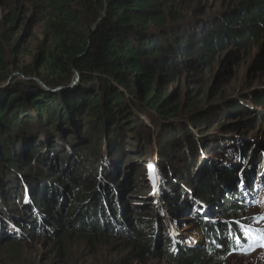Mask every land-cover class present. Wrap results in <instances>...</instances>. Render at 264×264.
Masks as SVG:
<instances>
[{"label":"trees","instance_id":"obj_1","mask_svg":"<svg viewBox=\"0 0 264 264\" xmlns=\"http://www.w3.org/2000/svg\"><path fill=\"white\" fill-rule=\"evenodd\" d=\"M2 2L0 83L7 80L10 72H15L38 78L45 86L15 81L0 91V165L16 170L24 178H31L30 173L21 172L23 162L16 157L44 162V155L76 141V132L83 124L95 125L87 131L88 135L93 133L94 137L99 133L101 138H114L119 128L126 124L135 126L141 120L135 110L137 104L129 103L126 98V92H134L141 106L148 109L146 113L155 115L153 122L159 128L156 139L162 167L166 170L165 166L169 164L177 174L176 179L192 187L195 201L204 208L214 206L212 213L241 211L242 201L249 198V194L241 196L236 191L240 179L246 181L247 178L240 175L239 169L232 171L233 168L221 156L202 165L197 154L198 145L193 142L195 136L183 122L178 121L177 125L171 122L178 120L179 112L177 108L162 103L159 87L182 68L209 64L217 49L228 43L245 48L258 41L264 32V0H239L234 11L198 22L204 30L189 38L181 35L185 28L167 27L163 17L156 16L161 11L156 0H0V6ZM28 4L40 14L45 39L37 47L30 65L10 68V55L18 53L19 40L14 39V35L20 28V16L26 12L24 7ZM257 68L264 70V45ZM75 72L80 79L72 89L67 82ZM253 95L252 99L264 109V95ZM210 112L211 109H206L190 114L189 125L196 129L208 126L207 114ZM70 132L71 136H67ZM116 142L117 138L108 151L111 158L114 156L111 149H118ZM184 152L185 159H182L180 155ZM35 174L39 176L37 171ZM3 180L5 176L0 172V190L6 187ZM109 187L110 191L104 188L102 193L92 184L84 187L86 193L74 197L75 203L65 215L59 199L43 191L35 182H19L16 192L23 191L25 206L30 207L26 210L36 213L37 221L43 222L44 229L49 223L47 226L34 206L41 207L43 214L46 209L51 211L46 220L52 222L56 232L84 240L108 235V228L115 222L121 221L128 227L134 218L147 219L126 214L127 207H123L121 199L115 202V197L120 196L117 189L123 188L124 184L116 190L111 185ZM167 190L165 187V192ZM31 197L33 200L30 201ZM87 199L90 200V211H85L82 205L77 212L78 203ZM166 199L167 208L176 218L178 213L186 211L177 197L170 194ZM119 213L121 215L116 216ZM198 218L205 234L203 246L180 245L169 241L162 233L155 240L136 234L135 258L159 255L168 258L171 264H222L227 253L249 245L241 226L222 224L219 228L209 224L203 215Z\"/></svg>","mask_w":264,"mask_h":264},{"label":"rangeland","instance_id":"obj_2","mask_svg":"<svg viewBox=\"0 0 264 264\" xmlns=\"http://www.w3.org/2000/svg\"><path fill=\"white\" fill-rule=\"evenodd\" d=\"M156 2L161 10L156 16H162L167 27L181 30L185 28L181 35L189 38L190 35L195 36L204 30L198 22L234 11L239 0ZM2 6L3 2L0 9ZM24 8L26 12L21 14V25L14 35V39L19 40L18 53L10 55V68L14 65L18 68L30 65L37 47L45 39L43 23L37 9L31 8L29 4ZM263 45L264 32L258 41L245 48L228 43L224 48L217 49L209 64L182 68L170 81H163L159 87L162 103L172 109L177 108L179 112L178 120L171 121L174 125L181 121L191 131L206 130L208 133L215 132L214 134L225 129L233 133L230 138H237L229 140L231 142L219 138H199L193 142L198 145L197 154L202 165L221 156L233 168L232 171L239 169L240 175L247 178L246 181L240 179L236 191L241 196L249 194V199L242 201L241 211L212 213L214 206L204 208L195 201L196 195L192 187L184 181H178L177 174L170 169L169 164L165 166L166 170L162 167L156 139L159 128L153 122L155 115L146 113L148 109L137 101L136 93L126 92L127 101L137 104L135 110L141 118L135 126L126 124L115 132L114 138L107 139L105 136L101 138L99 133L94 137L93 133L88 135L87 131L95 125L83 124L76 132V141L63 144L62 149L44 155V162L36 158L17 156V160L23 162L21 172L30 173L31 178H24L16 170L0 165V172L5 176L2 182L6 184L0 190V264H171L168 258L159 255L136 259V234H141L144 239L154 240L159 235L166 234L169 241L187 247H201L204 245L205 234L198 223L199 215L206 218L208 215L207 222L219 228L222 224H230L233 227L241 226L244 233L246 229L254 232L264 230V145L257 147V150L251 146L246 152L241 150L242 145L238 143L242 139L264 140V109L252 99L255 97L253 94L264 95V70L257 68ZM10 74L15 75V72ZM74 77L71 76L67 82L72 89L78 84L72 86ZM11 80L20 79L14 76ZM206 109H211L210 114H207L209 125L197 129L191 127L188 123L189 115ZM156 120L160 122V119ZM67 136H71V132ZM115 138L118 149H111L114 155L111 158L108 151ZM185 152L180 155L182 159H185ZM66 156L68 158L65 160ZM35 171L39 176H35ZM73 180L77 182L74 183ZM19 182H35L43 191L55 196L59 199L64 215L67 210L72 209L74 197L86 193L85 190L90 184L101 193L104 188L110 191V185L116 190L124 184L123 188L117 189L121 197H115V202L121 199L123 207H127L126 214L144 216L147 219L134 218L130 221L131 224H127L128 227L121 221L115 222L108 228V235L82 240L56 232L52 222L46 220V216H51V211L46 209L44 214L41 213V207L34 206L32 201L38 215L46 221L47 226L49 223L50 227L44 229L43 222L37 221L36 213L26 210L29 206H25L23 191L16 192ZM165 187L168 188L167 192ZM170 194L177 197L179 204L186 208V211L178 213L177 218L165 203L166 195ZM89 201L87 199L81 204L78 203L76 211L82 205L85 206V211L89 209ZM120 215L119 213L116 216ZM28 221L40 226H32ZM212 260L215 262V259ZM221 263L264 264V243L257 237L252 247L245 245L243 249L227 253Z\"/></svg>","mask_w":264,"mask_h":264},{"label":"water","instance_id":"obj_3","mask_svg":"<svg viewBox=\"0 0 264 264\" xmlns=\"http://www.w3.org/2000/svg\"><path fill=\"white\" fill-rule=\"evenodd\" d=\"M14 76H17V78H19L20 80H14L13 82H12V78L14 77ZM73 76H75L74 77V80L71 82L72 83V86L74 87L78 82H79V79H80V75L77 73V72H75L74 74H73ZM15 81H20V82H32V83H36L37 85H39V86H41V87H43V86H45L44 84H43V82L41 81V80H39L38 78H35V77H24L23 75H19V74H17V73H15V75L13 74V75H10L8 78H7V80H5L4 82H2V83H0V91H3V90H5L6 88H8V87H10V85H13V83L15 82ZM226 127V126H225ZM224 127V128H225ZM196 132H194V131H192V134L195 136V138L196 139H205V138H210V139H214V138H219V139H222L223 141H225V142H231V141H229V140H235V139H237L236 137H234V138H230L229 136H231V135H233V133H230V132H228L227 130H225V129H222V131H221V133L219 132V133H217V134H214L215 132H209L208 133V131H198V130H195ZM234 134H236V133H234ZM238 143L239 144H241L242 145V148L243 149H245V150H247L249 147H253L255 150H257L256 148L258 147L259 148V146H261V145H264V140H262V139H247V140H243L242 139V141H238ZM246 143V144H245ZM248 146V147H247Z\"/></svg>","mask_w":264,"mask_h":264},{"label":"snow or ice","instance_id":"obj_4","mask_svg":"<svg viewBox=\"0 0 264 264\" xmlns=\"http://www.w3.org/2000/svg\"><path fill=\"white\" fill-rule=\"evenodd\" d=\"M245 235L247 236L250 242L248 245L249 248L253 246L257 237L259 238L261 243H264V230L254 232V230L252 229H246Z\"/></svg>","mask_w":264,"mask_h":264}]
</instances>
